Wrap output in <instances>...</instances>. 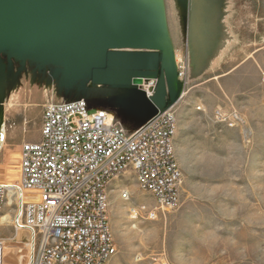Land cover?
Listing matches in <instances>:
<instances>
[{
	"label": "rangeland",
	"instance_id": "1",
	"mask_svg": "<svg viewBox=\"0 0 264 264\" xmlns=\"http://www.w3.org/2000/svg\"><path fill=\"white\" fill-rule=\"evenodd\" d=\"M165 5L183 82L173 105L180 203L156 219L135 218L133 206H155V199L133 172L114 179L108 215L117 253L108 264H264V0H225L220 28L231 38L200 67L185 55L178 2ZM55 84L30 66L9 84L0 105L1 184L21 182L22 145L39 140L45 104L64 99ZM102 97L118 124L137 128L117 113V101ZM12 202L0 213L12 218L0 223V239L18 245L10 257L16 264L27 238L13 222L17 190Z\"/></svg>",
	"mask_w": 264,
	"mask_h": 264
},
{
	"label": "built area",
	"instance_id": "2",
	"mask_svg": "<svg viewBox=\"0 0 264 264\" xmlns=\"http://www.w3.org/2000/svg\"><path fill=\"white\" fill-rule=\"evenodd\" d=\"M173 107L128 129L108 108L90 107L85 98L45 104L40 138L25 142L20 155L13 222L17 233H27L19 245L24 264H108L117 253L109 186L127 172L156 202L133 206V217L156 219L179 206L184 177L175 155ZM22 189L33 194L24 196ZM8 195L0 185V213ZM14 246L0 239V264H15Z\"/></svg>",
	"mask_w": 264,
	"mask_h": 264
},
{
	"label": "water",
	"instance_id": "3",
	"mask_svg": "<svg viewBox=\"0 0 264 264\" xmlns=\"http://www.w3.org/2000/svg\"><path fill=\"white\" fill-rule=\"evenodd\" d=\"M177 2L197 17L206 5ZM214 42L194 44L196 66ZM176 59L165 0H0V105L30 66L64 99L110 97L139 127L180 98Z\"/></svg>",
	"mask_w": 264,
	"mask_h": 264
},
{
	"label": "flooded vegetation",
	"instance_id": "4",
	"mask_svg": "<svg viewBox=\"0 0 264 264\" xmlns=\"http://www.w3.org/2000/svg\"><path fill=\"white\" fill-rule=\"evenodd\" d=\"M180 9L181 25L183 30L188 32L186 39L188 37L192 45L204 46L215 40L218 36L219 23L222 17L223 2L221 3V0H206V5L201 9L203 13L199 17L197 14H192L191 10L186 11L181 7ZM191 58L196 64L195 56H191Z\"/></svg>",
	"mask_w": 264,
	"mask_h": 264
},
{
	"label": "crops",
	"instance_id": "5",
	"mask_svg": "<svg viewBox=\"0 0 264 264\" xmlns=\"http://www.w3.org/2000/svg\"><path fill=\"white\" fill-rule=\"evenodd\" d=\"M225 0H223V5H224ZM225 15V10L224 7L222 9V17L221 20L223 19ZM183 26L181 25V30H182V34L184 33L185 36L186 34V30H183ZM231 38L230 35H228L226 32L221 31L219 32V35L215 38V42H214V47H212L208 53H206V59L205 62L206 63L208 60H210L211 56H218L219 53L225 49L226 44H228V40ZM183 41L185 42L186 46H185V55L186 56H197V49L195 48L194 44L192 45V43L190 42V40L185 38V40L183 39ZM174 43V47H175V51H176V44L173 40ZM176 56H177V52H176Z\"/></svg>",
	"mask_w": 264,
	"mask_h": 264
},
{
	"label": "bare ground",
	"instance_id": "6",
	"mask_svg": "<svg viewBox=\"0 0 264 264\" xmlns=\"http://www.w3.org/2000/svg\"><path fill=\"white\" fill-rule=\"evenodd\" d=\"M221 22V21H220ZM221 25H222V23H221ZM201 65H200V63L199 64H197V67H200ZM111 113L113 114V115H115V113H113L112 111H111ZM19 173H20V175H21V168H19ZM19 178H20V176H19ZM0 185H2V186H4V187H6V188H8V190H9V195H8V199H7V203H8V205H12V201H13V194L15 193V191L17 190V194H18V199H19V195H20V191H18V187H20V183L16 180V181H14V183L13 184H7V183H4V184H1L0 183ZM30 192H32V191H28V190H23L22 189V193H23V195L25 196V195H31V194H33V193H30ZM6 203V204H7ZM11 214L10 213H4V214H2L1 215V217H0V223L1 224H5V223H9L10 221H11ZM26 233V232H25ZM23 234V233H21L20 232V234H23V235H26V234ZM20 236V235H19ZM24 237V236H23ZM25 238V237H24ZM21 251L20 252H18L17 253V255H16V260H17V258H19L17 261H16V264H24V263H22V261H23V259L22 258H20L21 257Z\"/></svg>",
	"mask_w": 264,
	"mask_h": 264
}]
</instances>
